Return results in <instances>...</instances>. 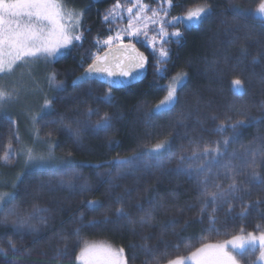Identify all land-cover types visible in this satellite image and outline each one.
<instances>
[{
    "label": "trees",
    "instance_id": "16d2710c",
    "mask_svg": "<svg viewBox=\"0 0 264 264\" xmlns=\"http://www.w3.org/2000/svg\"><path fill=\"white\" fill-rule=\"evenodd\" d=\"M127 2L63 0L67 7L81 11L89 24L81 44L48 63L42 72L44 78L54 73L62 84L43 85V94L52 103L36 117L39 139L35 145L27 144L36 152L51 151L55 160L29 167L19 180L14 174L19 161L10 167L0 165L10 179L5 191L13 192L0 204V216L16 206L25 215L39 207L48 210L42 213L48 223L33 221L39 233L0 224V249L8 250L7 256L0 252V264H75L77 248L88 243L123 248L130 264H154L157 259L167 264L202 241L223 240L250 227L251 232L264 230V183L259 179L249 181L248 192L237 198L212 203L201 195L202 177L175 171L178 166L196 167L195 160L181 164V156L191 157L193 150L214 148L227 138L229 145L220 143L221 155L211 165L209 193L215 191L214 184L227 189L233 172H247L253 153L258 171L264 174V18L257 12L260 2L172 0L167 13L163 9L166 0H143L148 12H166L173 20L179 18L183 6L211 7L183 37L163 43L167 57H161L143 37L132 41L149 59L147 75L139 83L119 90L97 82L72 86L105 50L97 51L96 42L112 31L108 28L112 24L104 21L107 11ZM185 73L177 87L178 103L155 111L170 81ZM236 78L243 81L240 90L232 87ZM240 112H247L246 127L233 134L226 121L244 119ZM105 114L111 118V127L96 129ZM19 120L9 122L21 130ZM222 124L225 130L219 132ZM77 128L81 129L79 142L69 131ZM27 135L23 133L20 141L29 140ZM162 141L168 142L164 150L150 152ZM229 164L231 171L225 168ZM236 179L247 181L248 177L237 175ZM41 182L47 187L38 192ZM90 201L96 203L89 206ZM118 209L126 215L117 217ZM150 212L155 216L152 226L142 227L138 221ZM129 218L137 221L135 226ZM9 241L18 252L9 250Z\"/></svg>",
    "mask_w": 264,
    "mask_h": 264
},
{
    "label": "snow or ice",
    "instance_id": "6c2138e0",
    "mask_svg": "<svg viewBox=\"0 0 264 264\" xmlns=\"http://www.w3.org/2000/svg\"><path fill=\"white\" fill-rule=\"evenodd\" d=\"M168 4L172 3V0H166ZM139 5V10L135 14H132V7L127 8L129 13V19L127 28L119 30L114 36L109 35L106 40L103 41L108 46L107 53L101 57L95 56L88 67L84 70L85 74L91 76L92 74H104L109 78L118 77V80H112V83H123L126 80L132 79L133 73L138 72L145 66L146 57L143 53H140L136 49L134 43L123 42L124 36L130 38L139 39L141 36L148 37L149 25L159 26L160 38L169 35L166 31L165 21L161 18L160 13L156 10L151 11V15H146L147 6L140 3V0H136L133 7ZM115 8H120V4L117 3ZM211 5L198 6L194 9H189L183 17H180L173 21V26L176 24H184L186 28H192L198 25L204 15L210 10ZM258 14L264 15V2L259 4ZM114 15L113 11H110L105 15L104 19L108 20L109 16ZM81 14L75 11H69L63 3V0H0V79L5 76L13 74L18 67L30 65L33 62L43 61L45 64L55 60L59 55H64L65 51L75 47L74 42H79L83 38V34L79 31L81 25ZM174 37H181L182 33L177 30L171 33ZM157 40L156 36H152L150 44L155 46ZM116 51L125 53L123 58L114 55ZM136 52L135 56L127 55V53ZM246 54V50H245ZM161 57H167L168 53L162 47L160 49ZM111 57V58H110ZM159 71V69H157ZM185 74L177 75L173 78V81L167 87V94L159 104L156 105L155 111H159L162 108H169L172 105L178 103L177 85H180L185 77ZM50 87H59L62 81L56 79L55 74L47 77ZM232 87L235 90H240L243 87V81L239 78L232 80ZM19 91L13 88L11 91L6 89L2 83H0V108H2L8 101L18 100ZM51 101L45 100L43 108H47L51 105ZM261 110L264 111V106H261ZM244 119H237L232 123L231 118L226 121L230 125L233 134L239 133L246 127L245 120L248 119L247 112H240ZM111 118L105 114L96 123V129L107 130L111 127ZM33 124L37 122L35 115L32 116ZM225 126L222 124L218 127L219 132H223ZM71 135L79 142L81 137V129L75 130L69 129ZM38 134V130H37ZM50 135V134H49ZM234 138V137H233ZM167 141L156 143L150 152L159 154L166 148ZM220 143L227 146L230 143L229 139H224L222 142H217V146L209 148L205 146L202 151L193 150L191 157L181 156L179 158L180 163L183 164L185 160L197 161L196 167L184 169L180 166L175 170L178 174L184 173L189 176L195 175L197 179L203 178L201 183L204 185L201 195L211 200L212 203L219 201L227 202L229 198L235 199L238 194L248 192V182L254 180H260L264 183V174L258 171V164L256 160V154H252L251 162L248 164V171L235 173L229 177L232 181L227 189H221L219 184H214L215 191L209 193L208 182L211 175V165L216 162V157L221 155ZM12 145L9 144L8 148L11 149ZM21 151H24L23 149ZM264 155V153H262ZM12 156L11 151H6L4 156L0 159L5 164L10 162ZM24 165L27 167H41L46 164H50L55 160L51 151L48 152H36L33 149H28L25 152ZM127 161H117V164L126 163ZM226 170L231 171L232 166L225 165ZM237 175H247V181L237 182ZM20 179V175L16 177ZM51 181H49V184ZM70 186V185H69ZM15 189L16 184H12ZM47 185L43 182L39 184L37 189L41 192ZM13 196V192L0 191V204L6 202ZM96 202L90 201L89 206H93ZM47 209H41L35 207L34 211L28 215L23 214V210L20 206L14 207L10 212L0 220V223L11 225L16 229H27L33 233H39L40 229L35 227L33 221L38 220L42 225H47V217L42 213L47 212ZM204 208H201V212ZM126 214L122 209L117 210V217H123ZM107 219V217L105 218ZM155 219L154 213H148L145 217L141 218L138 223L143 226H152ZM130 224L135 226L136 220L129 218ZM243 233V230H241ZM259 245L260 255L259 259L264 261V232H261L258 236L252 232L246 235L233 236L231 239H226L216 244H204L192 251L188 257H177L167 261V264H238L237 251H243L246 246ZM67 249V243L64 245V250ZM9 250L12 253L18 252L15 243L9 241ZM4 255H8V250L0 249ZM124 249H114L110 245L103 244H84L79 253L76 255V261L79 264H127L124 258ZM57 255H60L58 250ZM154 264H161V260L157 259Z\"/></svg>",
    "mask_w": 264,
    "mask_h": 264
},
{
    "label": "rangeland",
    "instance_id": "374dc122",
    "mask_svg": "<svg viewBox=\"0 0 264 264\" xmlns=\"http://www.w3.org/2000/svg\"><path fill=\"white\" fill-rule=\"evenodd\" d=\"M257 1H258V3L264 2V0H257ZM128 2H130L129 5H128ZM128 2L125 4H120V8H118V9L115 7H112L110 10L107 11L106 15L110 11L114 12V15L109 16L108 20H104V21H109V23L112 24L111 26H108V28L112 29V31H110V35L114 36L117 31L127 28L128 19H129V13L127 12V8L132 7V14L131 15H133V16H135V14L138 12L139 5H137L136 7H133V4H135L136 0H128ZM140 3L145 5L143 0H140ZM198 6H203V5L183 6L181 11H180L179 18L183 17L189 9H194ZM66 8L69 11H75V12H79L81 14V20H80L81 27H80L79 31L83 34V30H87L88 24H89V23L85 22V16L83 15V13L81 11L71 9L67 6H66ZM163 9H166V11L168 13V10L170 9V4L165 2L163 5ZM258 9H259V7H258ZM145 14L151 15V12H148V7H147V11ZM207 14H208V12H207ZM207 14L204 15L203 19L207 16ZM160 16L165 21H168V23L165 24V28H166V31L169 33V35H167V36L163 37V39H161L160 35H159V26L150 24L149 28H148V33H149L148 37L141 36L144 38L146 43L158 53H160L161 47L164 50L166 49V47H164V45H163V43L165 41H168L169 39L181 38V37H183L185 30L189 29V28H186L184 26V24H176L175 26H173L172 22L175 20L168 19L166 16V12L163 14H160ZM259 16L261 18H264V15H259ZM173 27H175V28H173ZM177 30H179L182 33L181 37H174L171 35L172 32L177 31ZM152 36L157 37V40L155 42V46H152L149 42ZM107 38H108V36H106L100 40H97V42H96L97 51H99L101 49H107L108 48V46L103 43V41L106 40ZM82 40H83V38H82ZM82 40L79 42H74L75 45L79 46L81 44ZM134 40H137V39L136 38H130L126 35L123 38L124 43H129V42L132 43V41H134ZM70 49H72V48H70ZM70 49L66 50L65 54ZM47 65L48 64H45L43 61L33 62L30 65L18 67L17 70L13 74H11L10 76H5L2 79H0V83H2L4 85V87L6 89H8L9 91H11L13 88H15L19 91V99L18 100L8 101L2 108H0V158H2L4 156L6 151L12 152L10 162L5 164L3 162V160L0 159V165L10 167L14 163H17V161H19V164L14 171V174H16L17 176L29 168V167L25 168V165H24V160L26 158L25 152L28 149H32L31 147L27 146V144L31 141V143L33 145H35V139H39V138H36V137H38V134H37L38 123L36 122L35 125L33 124L32 116L33 115H35L36 117L41 116V114H43V112L48 108V107L47 108L42 107L45 104V100H46V96L43 94L42 87H43V85L50 87L48 84V80H47V77L50 75H46L45 78L42 75V72L45 71ZM172 81H173V79L170 81V83ZM168 85H167V87H168ZM177 87H178V85H177ZM11 118L21 120V126H22L21 130H20V128L17 129L15 127V122H9ZM24 119L27 121V123H25ZM20 120H19V122H20ZM22 132L24 134H28L27 138L29 140H23L22 139L20 141L19 137L21 135H23ZM20 133H21V135H20ZM9 144L12 145L11 149L8 148ZM22 149L24 151H21ZM31 168H36V167H31ZM1 169H0V191H3L2 187H4L3 189L5 191L6 190L5 186L10 185V179L6 176L5 173H3L1 171ZM4 171H6V170H4ZM5 192H7V191H5ZM9 211H7V210L4 211L2 213V215L0 216V220H2L3 217L5 215H7ZM0 224H2V223H0ZM252 229H253V227H250L249 230H246L243 233L240 232V233L228 235L223 240H219V241H215V242L214 241H208V240L202 241V242L198 243L192 249V251H195L196 248H198L204 244H216V243L222 242L226 239H231L233 236H237V235H241V234L246 235L247 233L251 232ZM261 232H264V230L255 228L252 231V233H254L257 236ZM83 245H81L79 248H77L76 255L79 253L80 248ZM103 245H105V244H103ZM191 252L188 253L187 255H182V256L188 257V256H190ZM236 255L238 257V264H264V261H261L259 259L260 250H259L258 244L255 246H252V245L246 246L243 251H237ZM75 258H76V256H75ZM125 260H126V258H125ZM126 261H127V264H130L129 260H126ZM74 263L79 264V262L76 261V259H74ZM189 264H194V262L190 261Z\"/></svg>",
    "mask_w": 264,
    "mask_h": 264
},
{
    "label": "water",
    "instance_id": "95a60500",
    "mask_svg": "<svg viewBox=\"0 0 264 264\" xmlns=\"http://www.w3.org/2000/svg\"><path fill=\"white\" fill-rule=\"evenodd\" d=\"M125 44H127V43H125ZM136 49L138 52L143 53L142 51H140L137 48V46H136ZM107 51H108V48L105 49L103 52L99 53L98 55L103 57L107 53ZM114 55L117 57L123 58L125 53H123L121 51H116L114 53ZM127 55L135 56L136 52H130V53H127ZM143 55L146 57L144 68L141 70H138V72H134L133 73L134 78L126 80L123 83H112V80H118L119 79L118 77L109 78L104 74H92L91 76H88L87 74H85V72H83L81 75H79L78 77H76L73 80L72 86H74L78 83H82V82H97L99 84L107 86L108 88H110L112 90H119V89H124V88L130 87L134 84H137L146 77L147 71H148V61L149 60H148V57L145 55V53H143Z\"/></svg>",
    "mask_w": 264,
    "mask_h": 264
},
{
    "label": "bare ground",
    "instance_id": "6f19581e",
    "mask_svg": "<svg viewBox=\"0 0 264 264\" xmlns=\"http://www.w3.org/2000/svg\"><path fill=\"white\" fill-rule=\"evenodd\" d=\"M148 60H149V59H148ZM148 66H149V61H148ZM147 72H148V71H147ZM81 74H82V73H81ZM81 74H80V75H81ZM78 76H79V75H78ZM78 76H77V77H78ZM106 87H107V86H106Z\"/></svg>",
    "mask_w": 264,
    "mask_h": 264
}]
</instances>
